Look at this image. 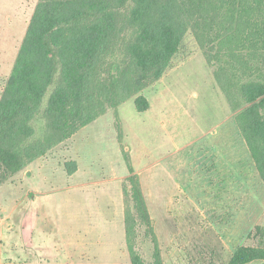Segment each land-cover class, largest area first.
<instances>
[{
	"label": "rangeland",
	"instance_id": "1",
	"mask_svg": "<svg viewBox=\"0 0 264 264\" xmlns=\"http://www.w3.org/2000/svg\"><path fill=\"white\" fill-rule=\"evenodd\" d=\"M39 1L0 0V100ZM207 51L189 30L142 91L147 111L136 96L108 109L0 186V264H132L126 155L163 264H229L242 247H264V180L237 124L242 108L229 102ZM135 246L154 263L144 227Z\"/></svg>",
	"mask_w": 264,
	"mask_h": 264
},
{
	"label": "trees",
	"instance_id": "2",
	"mask_svg": "<svg viewBox=\"0 0 264 264\" xmlns=\"http://www.w3.org/2000/svg\"><path fill=\"white\" fill-rule=\"evenodd\" d=\"M192 30L206 48L264 180V0H40L0 100V186L80 129L162 78ZM225 50V51H223ZM132 264L144 227L163 264L139 174L125 156ZM129 185V188H128ZM264 261L242 247L229 264Z\"/></svg>",
	"mask_w": 264,
	"mask_h": 264
},
{
	"label": "crops",
	"instance_id": "3",
	"mask_svg": "<svg viewBox=\"0 0 264 264\" xmlns=\"http://www.w3.org/2000/svg\"><path fill=\"white\" fill-rule=\"evenodd\" d=\"M33 238H35V237L32 236L31 239H33ZM40 238H42V237H40ZM43 238H49V237H48V236H44ZM43 238H42V239H43ZM54 238H58V237L55 236ZM32 244H33L34 246L37 245V244H36V241H35V242L33 241ZM35 247H36V246H35ZM41 249H44V248L42 247ZM51 249H52L51 251H52V253H53V257H55V256L57 255V251L54 250V247H52ZM56 258H58V259H56ZM54 259H55V260H54L55 263L58 264L59 257H55Z\"/></svg>",
	"mask_w": 264,
	"mask_h": 264
}]
</instances>
